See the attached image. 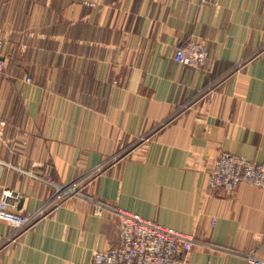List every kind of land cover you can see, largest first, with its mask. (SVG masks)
I'll list each match as a JSON object with an SVG mask.
<instances>
[{"label": "crops", "instance_id": "obj_1", "mask_svg": "<svg viewBox=\"0 0 264 264\" xmlns=\"http://www.w3.org/2000/svg\"><path fill=\"white\" fill-rule=\"evenodd\" d=\"M0 37L8 209L107 162L22 232L0 220V264H91L119 240L115 208L192 233L186 264L264 258V190L208 187L222 151L264 162V0H0ZM189 40L205 65L174 60Z\"/></svg>", "mask_w": 264, "mask_h": 264}, {"label": "built area", "instance_id": "obj_2", "mask_svg": "<svg viewBox=\"0 0 264 264\" xmlns=\"http://www.w3.org/2000/svg\"><path fill=\"white\" fill-rule=\"evenodd\" d=\"M215 3L217 0H202ZM94 5V3H89ZM3 39L0 37V49ZM209 57L206 45L198 40H189L177 47L174 60L183 65L201 67ZM4 61L0 56V72ZM29 80V78H28ZM5 121L0 119V132ZM110 161V160H109ZM105 163L93 168L66 184L52 182L50 176L44 180L55 187L49 199L32 215L14 213L8 209V199L12 193L3 190L0 198V220L10 224L20 233L43 216L48 210L57 207L73 196H83L85 185L99 175ZM6 162L0 160V174ZM37 178L42 177L35 175ZM241 183H247L264 190V162H254L245 156L222 151L212 162L209 171L208 187L211 190L229 191ZM110 209L103 202L95 201V212L101 214ZM119 218V240L116 244L93 252L91 264H186L187 256L195 243L192 233L162 225L156 221L120 208L113 209ZM251 264H264V258L247 254Z\"/></svg>", "mask_w": 264, "mask_h": 264}, {"label": "rangeland", "instance_id": "obj_3", "mask_svg": "<svg viewBox=\"0 0 264 264\" xmlns=\"http://www.w3.org/2000/svg\"><path fill=\"white\" fill-rule=\"evenodd\" d=\"M27 80H28V78H27ZM29 81H30V78H29Z\"/></svg>", "mask_w": 264, "mask_h": 264}]
</instances>
